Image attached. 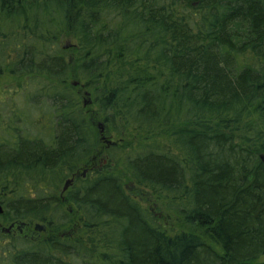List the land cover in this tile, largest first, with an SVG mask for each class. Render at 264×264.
<instances>
[{"label": "trees", "instance_id": "trees-1", "mask_svg": "<svg viewBox=\"0 0 264 264\" xmlns=\"http://www.w3.org/2000/svg\"><path fill=\"white\" fill-rule=\"evenodd\" d=\"M3 75L26 85L0 99V218L65 219L55 193L96 150L77 77L110 131L157 138L121 168L194 230L167 233L96 172L67 193L74 244L11 238L0 264H264V0H0Z\"/></svg>", "mask_w": 264, "mask_h": 264}, {"label": "rangeland", "instance_id": "rangeland-1", "mask_svg": "<svg viewBox=\"0 0 264 264\" xmlns=\"http://www.w3.org/2000/svg\"><path fill=\"white\" fill-rule=\"evenodd\" d=\"M74 44L75 41L74 39H72L71 36L66 35L63 37L62 46L66 48L67 53L70 56L73 54ZM25 85H26L25 78L13 77L11 75L1 76L0 99L2 98L3 100H5V103L10 104L11 100L8 97L12 94L14 90L15 93L22 92V90L19 89L25 87ZM67 87L74 88V90L78 93L80 97L79 100L87 114L86 115L87 121L91 125V131L95 137V142H96V146H95L96 150L93 155H95V153H99L108 157L106 162L102 163L101 157L98 156L97 161L94 163L95 166L97 167L96 169L99 168V172H106V171L114 172L115 174L120 176L124 188L126 186L130 187L132 183V187L130 188L129 194L131 198L134 199L136 202H138L140 207L146 212L148 219L149 221H151L152 224L158 225L161 229L165 230L169 234H175L178 232H185L190 230L193 231L194 227L185 223L183 219L179 218L177 214L173 211L170 204H167L166 202L158 199L156 195L152 194L147 188L135 184L133 180L130 178L128 172H126L121 168L122 166L121 157L134 155L138 149L142 150L146 148L142 146H146L149 143H152V141L157 138H154L151 135L144 136V134L142 135L141 133L134 131L133 129H129L120 135L110 131L108 127L103 123V121L100 118V115L96 111L97 106L96 104L93 103V98L90 94V91L87 88L83 87L82 83L78 81V78L70 77L67 81ZM15 100L18 102V104H20L21 102L20 98L17 99L15 98ZM106 140H109L110 144L114 143L116 147L120 148V151L117 150L118 152L115 155L116 158L120 159L121 161V164L119 163L120 165L110 161L109 154L106 151V149H108L109 147L107 148L105 147L107 146ZM158 143L160 145V148L164 151L165 150L170 152L176 151L173 145L170 144L169 141L167 140L158 139ZM84 216H85V212H83L82 214H78L74 218V222L76 223L75 226L78 225L79 223H80L79 224L80 228L83 226V221L85 220ZM2 223L5 228L8 227L7 226L8 222L2 221ZM36 223H40V221ZM61 229L64 230L63 228ZM13 232L14 233L16 232V234L14 235L18 234L17 227L14 229ZM91 232L92 231H89L88 233L84 234L83 238H86L87 240L84 241L85 245L91 244V241H89V238L93 237ZM77 237H79V235ZM12 238H17V237H12ZM3 240L6 241L8 240L9 242L11 240V237L7 239L4 238ZM96 244L100 245L98 241ZM262 259H264V256L262 257Z\"/></svg>", "mask_w": 264, "mask_h": 264}, {"label": "flooded vegetation", "instance_id": "flooded-vegetation-1", "mask_svg": "<svg viewBox=\"0 0 264 264\" xmlns=\"http://www.w3.org/2000/svg\"><path fill=\"white\" fill-rule=\"evenodd\" d=\"M103 138V137H102ZM112 144V143H111ZM111 144L105 146L107 147H111ZM97 154V155H96ZM100 156L101 157V162H104V159L106 158V160L108 159V157H106L105 155L99 154V153H95V155L92 157V160L89 164H82L79 167H77L76 170H74L67 178H65L62 181V184L60 186V188L56 191L57 194V198L59 200L58 206L60 207V210H62V212L65 215V219L60 221V223H55L54 225H56V229H52L49 227V222L48 223H43L40 222V224L44 225V228L40 229V230H36L34 228V224L36 223V221L29 223L27 221H23V220H9V219H5V218H0V235L3 236L4 238H12V237H22L31 241H49L51 242L54 239L55 243L58 245H71L74 244L73 240L76 237L77 231L80 228V223L78 225L75 226V222H74V218L78 215V214H82L83 213V209H78L76 202L75 201H69L68 200V192L70 190H73L75 188H82L83 187V183L88 182L89 180L93 179L95 176H93L94 173L99 172V168L96 169L97 167L95 166V162L97 161V157ZM103 156V157H102ZM72 178L71 183L67 186V188L62 191L63 185L65 183V181L67 179ZM127 194L130 193V191H126ZM82 193H78L77 196H74L75 199H77L78 197H80ZM130 195V194H129ZM3 215L0 214V216ZM78 220V219H77ZM2 221L8 222L7 226L12 225V227L9 229V231L5 232L4 231V225L2 223ZM56 221V220H53ZM52 221V222H53ZM20 223H24V225H19ZM51 224V222H50ZM63 226V227H61ZM65 226V227H64ZM17 227V235L16 232L14 233V229ZM63 228L64 230H62L61 228ZM60 228V230H59ZM0 243H8V240H2L0 241Z\"/></svg>", "mask_w": 264, "mask_h": 264}, {"label": "water", "instance_id": "water-1", "mask_svg": "<svg viewBox=\"0 0 264 264\" xmlns=\"http://www.w3.org/2000/svg\"><path fill=\"white\" fill-rule=\"evenodd\" d=\"M104 138V137H103ZM106 144L108 145V144H110V141L109 140H106ZM104 162H106V159H104ZM71 181H72V178H70V179H67L66 181H65V183H64V185H63V188H62V191H64L66 188H67V186L71 183ZM132 187V183H131V186L130 187H125V189L127 190V191H130V188ZM3 213V207H2V205L0 204V214H2ZM19 225H24V223H20ZM12 227V225H10V226H8L7 228H4V231L5 232H7V231H9V229ZM34 228L36 229V230H40V229H42V228H44V225L43 224H40V223H35L34 224Z\"/></svg>", "mask_w": 264, "mask_h": 264}]
</instances>
